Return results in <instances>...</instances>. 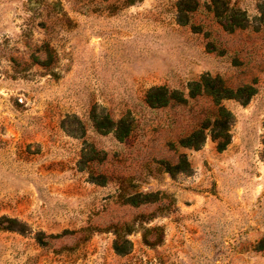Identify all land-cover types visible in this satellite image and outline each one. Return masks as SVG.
I'll list each match as a JSON object with an SVG mask.
<instances>
[{
	"label": "rangeland",
	"instance_id": "rangeland-1",
	"mask_svg": "<svg viewBox=\"0 0 264 264\" xmlns=\"http://www.w3.org/2000/svg\"><path fill=\"white\" fill-rule=\"evenodd\" d=\"M0 264H264V0H0Z\"/></svg>",
	"mask_w": 264,
	"mask_h": 264
},
{
	"label": "trees",
	"instance_id": "trees-1",
	"mask_svg": "<svg viewBox=\"0 0 264 264\" xmlns=\"http://www.w3.org/2000/svg\"><path fill=\"white\" fill-rule=\"evenodd\" d=\"M215 12H219L218 16H222L223 14L226 13H222L219 11V9L216 7V9L214 8ZM222 26L228 30V31H232V30H235V29H244L248 26V23H247V19L244 18V16H242V13L240 14V16L236 15L235 16H227V19H226V22L224 24H222ZM196 85V91H200L201 90V86L203 84H201V81H196L195 83ZM204 86H208V83H205ZM213 86V85H212ZM245 88H239L238 91H242L244 90ZM226 90V89H225ZM218 90H211L210 91V94L215 98V102H218V100H220L222 97V95H219ZM195 91H193L192 93H194ZM229 96V95H228ZM171 99H175V96L174 95H170L166 89L162 88V87H156L154 88L152 91H150L147 95V98H146V102L148 103L149 106L151 107H157V106H164V105H167L168 102L171 100ZM220 111L225 114L227 113L223 108H220ZM228 114V113H227ZM118 123H121L118 122ZM215 123H216V126H221V130L224 132V130L228 129V125L226 123H224V121L220 120L219 117H215ZM115 125H117L115 123ZM119 125V124H118ZM117 130V129H116ZM130 130V127L128 125H126L124 128H123V131L120 133L119 131H116V137L117 139L121 140L123 139L124 137H126L128 135V132ZM202 130H203V127H199L196 129V131H194L191 135H189L187 137V139H182V143L184 145H187V144H191L189 143L191 138H202ZM228 136V133L225 132L224 135H222L221 133H215L214 134V138L220 140V138H222L223 140L219 141V148H224V146L227 144V140L226 137ZM195 147H197L198 145H194ZM115 250L116 251H122V249L119 248V246L117 245V241L115 242V246H114Z\"/></svg>",
	"mask_w": 264,
	"mask_h": 264
}]
</instances>
